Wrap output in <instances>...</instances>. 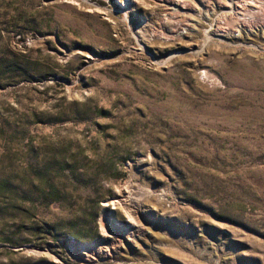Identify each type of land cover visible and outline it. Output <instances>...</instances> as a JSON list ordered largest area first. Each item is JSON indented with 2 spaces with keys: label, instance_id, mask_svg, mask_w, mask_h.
<instances>
[{
  "label": "rangeland",
  "instance_id": "obj_1",
  "mask_svg": "<svg viewBox=\"0 0 264 264\" xmlns=\"http://www.w3.org/2000/svg\"><path fill=\"white\" fill-rule=\"evenodd\" d=\"M178 2L0 0V264H264V0Z\"/></svg>",
  "mask_w": 264,
  "mask_h": 264
},
{
  "label": "bare ground",
  "instance_id": "obj_2",
  "mask_svg": "<svg viewBox=\"0 0 264 264\" xmlns=\"http://www.w3.org/2000/svg\"><path fill=\"white\" fill-rule=\"evenodd\" d=\"M148 1V0H147ZM178 1H180V0H175V2H177V3H179ZM123 2H124V5H125V2H127L128 4H130L131 6H134L133 4H134V2H135V0H123ZM137 2V1H136ZM249 3V2H248ZM145 4H147V3H145ZM153 4H155V3H153ZM152 4V5H153ZM246 4V3H245ZM244 4V6H243V8H242V13H244V15H248L249 17H253V10H249L247 7V4L245 5ZM250 4H252V3H250ZM160 5V4H159ZM254 5V4H253ZM155 6H156V4H155ZM250 6V5H249ZM153 7V6H152ZM254 7V6H253ZM259 8H261V7H259ZM175 9V8H174ZM164 10V9H163ZM260 12V11H259ZM108 14V13H107ZM263 14V13H262ZM165 17V16H164ZM168 17V16H167ZM166 17V18H167ZM163 19V18H162ZM168 20V19H167ZM164 22H166V20H163ZM139 29H140V26H137V27H135V32L137 33L138 31H139ZM156 35V34H155ZM140 40V39H139ZM114 241V240H113ZM82 253H84V252H82ZM101 255V254H100Z\"/></svg>",
  "mask_w": 264,
  "mask_h": 264
}]
</instances>
